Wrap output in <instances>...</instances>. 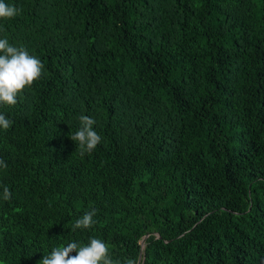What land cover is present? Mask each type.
Masks as SVG:
<instances>
[{
    "label": "trees",
    "instance_id": "trees-1",
    "mask_svg": "<svg viewBox=\"0 0 264 264\" xmlns=\"http://www.w3.org/2000/svg\"><path fill=\"white\" fill-rule=\"evenodd\" d=\"M4 2L0 38L44 70L0 107V264L92 237L136 264H264V0ZM81 115L102 137L83 156Z\"/></svg>",
    "mask_w": 264,
    "mask_h": 264
},
{
    "label": "clouds",
    "instance_id": "clouds-1",
    "mask_svg": "<svg viewBox=\"0 0 264 264\" xmlns=\"http://www.w3.org/2000/svg\"><path fill=\"white\" fill-rule=\"evenodd\" d=\"M17 8L0 0V20H7L17 15ZM44 65L39 58L30 55L24 46L16 47L7 38H0V107L15 106L18 97L42 78ZM80 128L70 137L79 147L80 155L91 152L101 143L102 137L94 130L95 119L88 115L79 117ZM14 121L0 112V129L9 130ZM8 165L0 158V168L7 169ZM3 200L10 201L12 193L3 186ZM97 209L92 208L78 218L71 227V232L77 229H91L96 224L94 216ZM75 252V255H70ZM39 264H136L133 259H114L109 246L103 240L92 237L89 242H69L66 246L52 248L44 255Z\"/></svg>",
    "mask_w": 264,
    "mask_h": 264
}]
</instances>
